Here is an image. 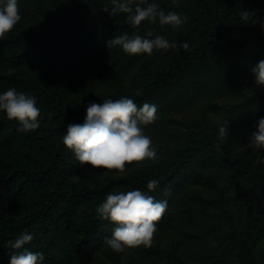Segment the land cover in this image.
Masks as SVG:
<instances>
[{
    "label": "trees",
    "instance_id": "trees-1",
    "mask_svg": "<svg viewBox=\"0 0 264 264\" xmlns=\"http://www.w3.org/2000/svg\"><path fill=\"white\" fill-rule=\"evenodd\" d=\"M17 2L28 9L0 41V61L14 69L2 79L36 97L40 126L20 132L0 111V264L25 231L33 239L24 247L42 253L41 264H264V164L248 146L264 117V87L250 73L264 59V0H155L187 17L176 29L159 21L134 28L127 14L103 10L111 0ZM149 31L189 47L135 56L106 47L116 35ZM22 69L57 78L60 89H39L36 77L29 84ZM121 97L158 106V119L142 126L158 160L126 164L124 173L81 165L62 142L67 126L83 123L88 103ZM150 180L159 184L149 194L168 202L152 245L115 253L104 239L115 225L95 209L109 192L147 191ZM170 234L184 238L169 243Z\"/></svg>",
    "mask_w": 264,
    "mask_h": 264
},
{
    "label": "clouds",
    "instance_id": "clouds-1",
    "mask_svg": "<svg viewBox=\"0 0 264 264\" xmlns=\"http://www.w3.org/2000/svg\"><path fill=\"white\" fill-rule=\"evenodd\" d=\"M178 5V0H172ZM111 9L103 10L110 16L127 14V20L134 28L142 22L169 25L173 29L186 23L187 17L174 11L167 14L158 3L148 0H111ZM240 19L255 23L253 13L241 11ZM21 20L17 0H0V41L6 39V34ZM264 29V22H261ZM149 31L145 36L127 34L116 35L106 41V47L119 46L128 55L148 54L154 50L182 48L187 50V41L179 45L169 42L163 36L152 37ZM257 87H264V59L250 67ZM139 94V93H138ZM0 111L8 120L19 123L20 132H28L40 126V108L33 95L18 92L8 88L0 94ZM158 106L144 103L137 106L133 99H104L102 103H88L82 124H69L62 137L64 146L71 150L76 161L81 165H90L92 169H106L124 173L126 164L140 163L145 160H158L157 149L152 140L144 132L142 126L154 123L157 119ZM219 135L227 138V122L219 128ZM248 146L257 153V161L264 164V117L258 119L255 131L249 137ZM107 174V173H105ZM159 181L150 180L147 191L140 189L131 191L109 192L95 211L102 220H108L114 226L111 236L105 237L106 245L115 253H123L126 249L143 245L151 247L157 231V223L163 218L168 202L158 200L150 195L157 189ZM33 239L31 233L25 231L14 241H9L13 250L9 264H41L43 254L33 252L24 247Z\"/></svg>",
    "mask_w": 264,
    "mask_h": 264
},
{
    "label": "rangeland",
    "instance_id": "rangeland-1",
    "mask_svg": "<svg viewBox=\"0 0 264 264\" xmlns=\"http://www.w3.org/2000/svg\"><path fill=\"white\" fill-rule=\"evenodd\" d=\"M26 5L23 4L22 8H21V5L20 3H18V7H19V12H20V15H21V18L25 16L24 13L27 12V9L28 7H24ZM38 13H40L41 15L38 16V18H41L42 17V11L41 10H37ZM2 52L0 53V59H1V56H2ZM12 70V68H9L8 66H5L2 64V62L0 61V94H3V92H5L8 88H15L7 83H5L3 81V77L10 73ZM19 76L26 82H28L29 84H31V78L32 77H36L40 83H38V88L39 89H42L41 86L43 88H46L48 85L51 86L52 88H59L60 89V83L58 82L57 78H53L47 74H45L44 72H41V71H35V70H31V69H22L20 72H19ZM41 85V86H40ZM16 89V88H15ZM17 90V89H16ZM26 92V91H24ZM49 93V90L46 91V94ZM174 112L172 115L169 114L170 117L174 118V119H180L181 118V114H178L176 113L177 111H172ZM190 117V116H189ZM10 155L12 157H16L18 158L19 154H18V149H14L13 151L10 152ZM199 219V214H196L194 216V221H197ZM184 236L182 237H179V236H176V235H173V234H170L169 237L167 238V242H171V240H174V241H178L180 239L183 240ZM191 247V248H190ZM194 246L193 245H189L188 248L190 249V252H189V257L191 258V260L193 262H196L199 260V257H198V254L196 252V249L193 248ZM233 264H238L237 262L235 261H232ZM61 264H98L97 262H95L93 259L91 258H87V257H82L80 259H77L75 261H68V262H62Z\"/></svg>",
    "mask_w": 264,
    "mask_h": 264
}]
</instances>
